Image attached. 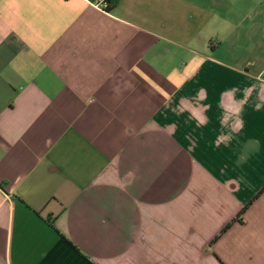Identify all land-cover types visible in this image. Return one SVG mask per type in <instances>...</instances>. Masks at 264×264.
Wrapping results in <instances>:
<instances>
[{"label": "crops", "instance_id": "crops-1", "mask_svg": "<svg viewBox=\"0 0 264 264\" xmlns=\"http://www.w3.org/2000/svg\"><path fill=\"white\" fill-rule=\"evenodd\" d=\"M0 0V264H264V0Z\"/></svg>", "mask_w": 264, "mask_h": 264}, {"label": "built area", "instance_id": "built-area-1", "mask_svg": "<svg viewBox=\"0 0 264 264\" xmlns=\"http://www.w3.org/2000/svg\"><path fill=\"white\" fill-rule=\"evenodd\" d=\"M93 4L101 10H107L108 8L107 0H97V1H94Z\"/></svg>", "mask_w": 264, "mask_h": 264}, {"label": "trees", "instance_id": "trees-1", "mask_svg": "<svg viewBox=\"0 0 264 264\" xmlns=\"http://www.w3.org/2000/svg\"><path fill=\"white\" fill-rule=\"evenodd\" d=\"M118 0H107L108 2V9H110L111 7H113L116 3H117Z\"/></svg>", "mask_w": 264, "mask_h": 264}]
</instances>
